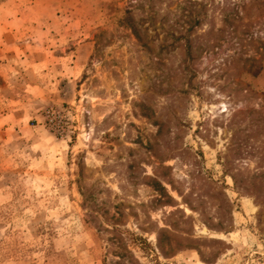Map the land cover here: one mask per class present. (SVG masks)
Here are the masks:
<instances>
[{
    "label": "rangeland",
    "instance_id": "rangeland-1",
    "mask_svg": "<svg viewBox=\"0 0 264 264\" xmlns=\"http://www.w3.org/2000/svg\"><path fill=\"white\" fill-rule=\"evenodd\" d=\"M0 264H264V0H0Z\"/></svg>",
    "mask_w": 264,
    "mask_h": 264
}]
</instances>
